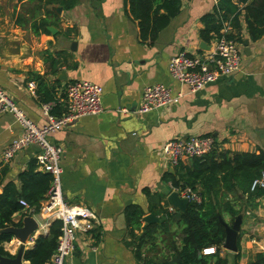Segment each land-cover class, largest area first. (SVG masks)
I'll list each match as a JSON object with an SVG mask.
<instances>
[{"label":"crops","instance_id":"obj_1","mask_svg":"<svg viewBox=\"0 0 264 264\" xmlns=\"http://www.w3.org/2000/svg\"><path fill=\"white\" fill-rule=\"evenodd\" d=\"M179 1V13L151 43L139 39L127 0H77L66 11L45 0L0 1V11L8 13L7 18L0 14V89L28 119L38 126L47 123L40 112L46 91L62 114L69 83L83 80L102 89L99 114L73 121L47 138L62 150L60 182L65 203L79 205L95 217L91 230L96 237L91 230L77 233L74 250L64 264H139L125 244L123 210L129 205L141 210V229L157 225L160 210L170 206L158 188L169 190L165 176L190 165L189 160L175 167L166 164L159 153L165 141L211 136L214 155L225 151L264 153V35L250 41L240 19L238 71L189 93L169 76L168 60L179 52L203 55L213 48L215 39L204 43L207 50L198 48L203 43L199 30L200 18L213 11L217 0ZM243 6L237 5L239 10ZM29 82L34 83L33 93L27 90ZM154 84L166 87L173 101L142 115L133 113L143 88ZM120 108L127 113H119ZM18 134L12 117L0 114V169H6L5 182L11 181L17 188V175L38 152L35 145H29L3 163L2 151ZM144 191L150 194L148 198ZM217 200L240 210L238 264H251L257 255L264 259V195L236 199L220 190ZM20 214L13 221L21 223L30 217L37 228L24 242L13 237L2 245L12 257L18 248H30L38 234H47L53 223L39 213L28 215L22 209ZM149 215L155 222L142 221ZM218 216L231 226L234 217ZM167 229L153 235L158 253L146 251L151 256L146 259L156 261L167 252L171 240L176 244L178 226L169 221ZM222 245L219 255L233 264L236 252L226 251Z\"/></svg>","mask_w":264,"mask_h":264},{"label":"trees","instance_id":"obj_2","mask_svg":"<svg viewBox=\"0 0 264 264\" xmlns=\"http://www.w3.org/2000/svg\"><path fill=\"white\" fill-rule=\"evenodd\" d=\"M45 2L48 5H57L66 11L73 8L77 0H45ZM238 4H244L241 10L238 9ZM127 6L130 17L137 23L139 39L151 43L159 31L168 25L170 19L179 13L180 1L127 0ZM240 19L244 24L247 38L252 42L260 39L264 35V0H236L235 4L231 0H217L213 11L200 18L202 27L199 30V38L203 43L208 44L212 39H217L228 27L227 37L241 43L238 34ZM43 95L42 104L53 102L52 96L47 91ZM51 114L59 117L60 106H55ZM189 162V167L181 168L173 175L167 174L164 179L177 191L188 188L195 192L199 197L198 203H187L182 213L174 210L173 214H167L165 209L160 210L158 224L146 225L142 229V212L137 206L129 205L122 212L127 239L125 244L131 247L133 257L139 264H227L226 258L219 255L224 241V229L218 220V215L226 213L233 218L240 210L234 209L228 201L219 202L218 192L222 190L236 199L243 195L248 197L264 195V190H249L251 181L264 171V153L261 151L258 154L225 151L214 155L211 150L205 157L192 159ZM5 175L6 169L1 168L0 231L21 226L20 220L13 221V216L22 212L19 200L27 203L32 209L31 214H37L50 184L49 175L36 170L34 159L29 161L25 169L17 175L18 188L11 181L5 182ZM144 195L147 198L150 196L147 191H144ZM20 216L22 217L23 214ZM169 221L179 228L176 244L171 240L166 247L167 252H164L158 260L146 259L143 256L144 251L148 253L154 251L152 252L154 255L158 253L154 250L153 235L158 230L166 232ZM58 227L59 224L53 222L45 237H36L33 245L22 252V261L27 264H46L56 247ZM137 231L142 232L137 235L135 233ZM90 233L96 237L93 230ZM12 238L10 233L0 232V258H13L2 248V245L9 243ZM236 245L233 264H238L239 260V248L238 244ZM209 247L214 248V252L210 255H202V250ZM251 264H264V259L257 255Z\"/></svg>","mask_w":264,"mask_h":264},{"label":"built area","instance_id":"obj_3","mask_svg":"<svg viewBox=\"0 0 264 264\" xmlns=\"http://www.w3.org/2000/svg\"><path fill=\"white\" fill-rule=\"evenodd\" d=\"M229 28H225L222 34L215 39L211 50L203 55H187L179 52L168 60L167 72L177 83L184 85L189 93H195L205 86L215 82L219 77H227L239 69L240 55L238 43L227 37ZM27 90L34 91V83H27ZM102 89L97 84L76 80L69 83L64 91V110L59 117L51 114L55 102L40 105V112L46 118L47 123L38 126L28 119L17 107L13 100L0 89V114H9L19 128V134L12 139L1 154L3 163H8L13 156L29 145H35L38 152L34 156L36 170L48 174L50 177L49 188L44 200L40 203L38 213L45 216L47 222L59 224V235L56 247L46 264H64L74 250L75 236L77 233L89 232L95 223V217L88 210L79 205L65 203L61 190L60 157L62 150L47 141V138L67 124L80 118L95 116L101 112L100 97ZM169 90L160 84H154L143 88L138 107L133 111L137 115L162 108L171 103ZM119 113L126 114L127 110L120 108ZM214 139L211 136H192L186 139H172L165 141L159 149L162 160L171 167H175L185 160L201 159L214 147ZM264 190V171L258 178L250 183L249 190ZM175 192L186 203H198L199 197L195 192L185 188ZM169 191V192H170ZM19 206L33 215L32 209L23 200L18 201ZM174 208H165L167 214H172ZM43 225L42 227H44ZM214 248L202 250V255H210Z\"/></svg>","mask_w":264,"mask_h":264},{"label":"water","instance_id":"obj_4","mask_svg":"<svg viewBox=\"0 0 264 264\" xmlns=\"http://www.w3.org/2000/svg\"><path fill=\"white\" fill-rule=\"evenodd\" d=\"M56 13L60 12V8L55 9ZM47 31H49L51 34L54 32L47 27ZM72 48L74 46V43L71 44ZM242 46L246 49L247 47V41H242ZM198 48L201 50H207V46H205L204 43H200L198 45ZM160 193L166 197V202L173 207L178 212L182 213L186 206V201L184 199H180L175 192H169L166 188H158ZM219 222L223 226L224 229V241L222 247L229 252H236L237 250V232L239 229V224L241 221V216L238 214L233 218V222L231 226H227L220 218H218ZM143 222L149 223L151 221L155 222V219L151 215L146 216L142 219ZM37 226L32 218L25 217L22 219L21 226L19 228H6L4 230H1L0 232L10 233L13 237L18 239L21 242H24L27 237L32 234L36 230ZM46 233L44 234H38L36 237H45ZM22 252L23 249L20 247L18 248L15 256L13 258H0V264H22Z\"/></svg>","mask_w":264,"mask_h":264},{"label":"rangeland","instance_id":"obj_5","mask_svg":"<svg viewBox=\"0 0 264 264\" xmlns=\"http://www.w3.org/2000/svg\"><path fill=\"white\" fill-rule=\"evenodd\" d=\"M0 1H1V0H0ZM0 14H1V15H4V17H6V18L8 17V13L6 14V12L0 11ZM143 254H144V257H145V258H149V257H151L150 255H148V253H147L146 251H144ZM150 254H151V253H150ZM152 254H153V253H152Z\"/></svg>","mask_w":264,"mask_h":264}]
</instances>
